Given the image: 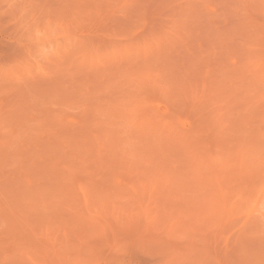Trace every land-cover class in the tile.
<instances>
[{"label": "rangeland", "instance_id": "1", "mask_svg": "<svg viewBox=\"0 0 264 264\" xmlns=\"http://www.w3.org/2000/svg\"><path fill=\"white\" fill-rule=\"evenodd\" d=\"M0 264H264V0H0Z\"/></svg>", "mask_w": 264, "mask_h": 264}]
</instances>
